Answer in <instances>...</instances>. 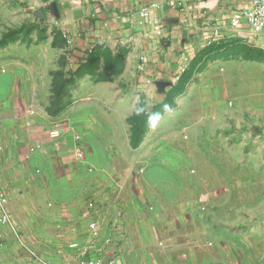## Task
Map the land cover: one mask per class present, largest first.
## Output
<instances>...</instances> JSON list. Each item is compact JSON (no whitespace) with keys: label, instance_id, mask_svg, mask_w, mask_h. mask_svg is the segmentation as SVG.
I'll use <instances>...</instances> for the list:
<instances>
[{"label":"rangeland","instance_id":"374dc122","mask_svg":"<svg viewBox=\"0 0 264 264\" xmlns=\"http://www.w3.org/2000/svg\"><path fill=\"white\" fill-rule=\"evenodd\" d=\"M56 1L0 0L2 76H23L27 90L48 96L49 111L72 126L74 150L79 140L84 145L87 167L131 168V183L144 188L163 217L182 218L232 264H261L264 45L216 43L183 76H168L165 95H158L153 84L148 92L142 76L125 71L119 51L96 50L82 61L53 11ZM61 83L65 90L58 94ZM103 179L114 182L110 174ZM16 211L33 256L48 252L62 260L67 241L36 239L56 228L32 225L36 218H58L59 208Z\"/></svg>","mask_w":264,"mask_h":264},{"label":"crops","instance_id":"0c3cea01","mask_svg":"<svg viewBox=\"0 0 264 264\" xmlns=\"http://www.w3.org/2000/svg\"><path fill=\"white\" fill-rule=\"evenodd\" d=\"M173 1L57 0L53 11L63 17L81 60L96 50L119 51L125 71L142 76L148 92L156 87L158 95H165L167 77L183 76L209 44L246 39L264 45V30L256 32L246 18L238 27L231 24L253 0ZM23 79L2 76L0 58V186L11 214L3 227L0 264H232L216 255L208 237L185 228L182 218L163 217L144 188L131 183V168L87 167L90 159L78 156V145L74 150L72 126L49 111L54 105L48 96L27 90ZM57 123L61 135L53 138L49 132ZM107 174L114 182L103 181ZM50 205L59 208L58 218H36L32 225L36 231L43 223L56 228L38 232L36 239L67 241L62 260L48 252L33 256V244L25 243L20 231L17 208ZM93 221H98V239Z\"/></svg>","mask_w":264,"mask_h":264},{"label":"built area","instance_id":"2783aa9c","mask_svg":"<svg viewBox=\"0 0 264 264\" xmlns=\"http://www.w3.org/2000/svg\"><path fill=\"white\" fill-rule=\"evenodd\" d=\"M184 0H175L172 3H179ZM147 8L144 9V12ZM246 18L250 26L258 33L264 30V0H253L251 6L247 9L237 12L232 18L231 24L234 27L241 25L242 19ZM49 134L53 138H57L61 135V130L59 128H54L50 130ZM80 140L78 141L77 154L79 157H83L84 151L81 147ZM9 196L6 191H4L0 186V246L2 245L3 239V227L11 223V214L8 208ZM98 221H93L90 223V227L94 233V238L98 239L100 234L97 231ZM72 247L79 248L77 243H73ZM81 251L86 252V248H79ZM96 264H102L100 260L96 261Z\"/></svg>","mask_w":264,"mask_h":264},{"label":"trees","instance_id":"16d2710c","mask_svg":"<svg viewBox=\"0 0 264 264\" xmlns=\"http://www.w3.org/2000/svg\"><path fill=\"white\" fill-rule=\"evenodd\" d=\"M241 40V41H240ZM230 43H232V44H230ZM216 44V43H215ZM215 44L212 46H210V47H208V48H206L205 50H207V49H211V48H215V47H220V46H215ZM221 45V44H220ZM231 45H233V46H235V45H245V46H247V44H245L243 41H242V39H236V40H233V42H225V43H222V46L221 47H230ZM232 47V46H231ZM248 47V46H247ZM90 54L88 55V60H90ZM64 90H65V83H61L60 85H59V87H58V94H62L63 92H64Z\"/></svg>","mask_w":264,"mask_h":264}]
</instances>
